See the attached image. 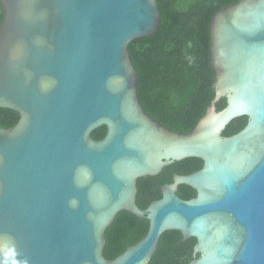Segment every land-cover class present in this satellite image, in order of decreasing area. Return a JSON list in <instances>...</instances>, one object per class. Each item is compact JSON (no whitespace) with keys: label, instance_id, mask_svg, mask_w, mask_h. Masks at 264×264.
<instances>
[{"label":"water","instance_id":"95a60500","mask_svg":"<svg viewBox=\"0 0 264 264\" xmlns=\"http://www.w3.org/2000/svg\"><path fill=\"white\" fill-rule=\"evenodd\" d=\"M1 2L0 107L20 119L0 126V264H149L167 230L197 238L189 264H264V0L214 14L215 96L186 134L138 96L129 45L160 28L158 0ZM241 116L247 124L224 135ZM189 157L203 167L175 174L142 209L138 179ZM182 184L196 197L181 198ZM122 210L149 230L107 259Z\"/></svg>","mask_w":264,"mask_h":264},{"label":"trees","instance_id":"16d2710c","mask_svg":"<svg viewBox=\"0 0 264 264\" xmlns=\"http://www.w3.org/2000/svg\"><path fill=\"white\" fill-rule=\"evenodd\" d=\"M238 0H158L162 20L157 32L134 39L130 56L139 74L138 96L147 112L171 129L186 134L191 132L206 114L215 96L216 72L211 59L210 24L223 5ZM5 9L0 0V26ZM227 105L223 97L218 109ZM20 113L0 107V126L8 128L18 123ZM248 121L247 116L234 119L223 132L232 135ZM107 126L93 130L92 136L101 139ZM203 167L199 157H189L166 166L155 176L138 179L137 203L145 209L161 198V185L173 181L175 174H189ZM177 194L185 199L196 197L190 185H180ZM149 230V219L127 210L120 211L106 230L104 256L113 259L128 246L141 240ZM179 230H167L149 264H189L200 254H194L196 237L182 240Z\"/></svg>","mask_w":264,"mask_h":264},{"label":"flooded vegetation","instance_id":"af4514ba","mask_svg":"<svg viewBox=\"0 0 264 264\" xmlns=\"http://www.w3.org/2000/svg\"><path fill=\"white\" fill-rule=\"evenodd\" d=\"M164 184H162L161 186H163ZM161 195H162V191H161ZM162 197V196H161Z\"/></svg>","mask_w":264,"mask_h":264}]
</instances>
